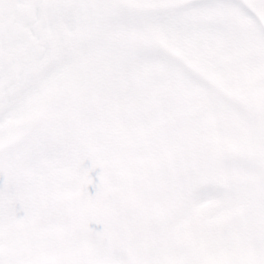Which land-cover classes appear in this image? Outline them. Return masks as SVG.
Masks as SVG:
<instances>
[{
    "label": "snow or ice",
    "instance_id": "snow-or-ice-1",
    "mask_svg": "<svg viewBox=\"0 0 264 264\" xmlns=\"http://www.w3.org/2000/svg\"><path fill=\"white\" fill-rule=\"evenodd\" d=\"M0 264H264V0H0Z\"/></svg>",
    "mask_w": 264,
    "mask_h": 264
}]
</instances>
